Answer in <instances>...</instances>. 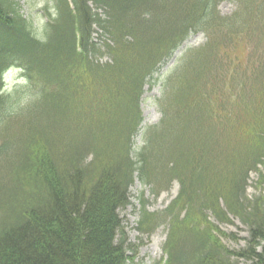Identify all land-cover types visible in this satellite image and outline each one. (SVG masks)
<instances>
[{
    "label": "trees",
    "instance_id": "1",
    "mask_svg": "<svg viewBox=\"0 0 264 264\" xmlns=\"http://www.w3.org/2000/svg\"><path fill=\"white\" fill-rule=\"evenodd\" d=\"M20 1L0 0V264H125L135 179L154 196L179 184L162 211L138 200L139 233L167 224L163 264H264V187L245 192L251 171L264 185V0L229 15L220 0H41L40 35ZM199 30L141 129L146 83ZM229 214L247 225L240 251L209 221Z\"/></svg>",
    "mask_w": 264,
    "mask_h": 264
},
{
    "label": "rangeland",
    "instance_id": "2",
    "mask_svg": "<svg viewBox=\"0 0 264 264\" xmlns=\"http://www.w3.org/2000/svg\"><path fill=\"white\" fill-rule=\"evenodd\" d=\"M21 12L25 16L29 14L30 18H33V22L38 27V34L40 35L39 27L43 26L46 22V18L41 11L42 6L44 5L41 0H21ZM236 0H220L217 4V11L221 15H229L234 11ZM39 5V6H37ZM32 6V10L29 13V8ZM93 39L102 40V36L99 33L93 34ZM206 36L203 31H198L193 34H190L186 40L175 50L172 57L164 61L165 63L160 66V69L155 73L154 79L156 82H152V86L149 83H146L144 92L142 94L141 101L139 103V108L142 113V127H145L149 124H155L158 122L160 117V111L156 106V99L161 97L163 92L162 85L160 82L164 81V77L170 71L169 69L177 65L178 58L188 49L189 47H198L206 41ZM175 55V56H174ZM101 62L107 61V56L101 57ZM172 71V70H171ZM170 71V72H171ZM17 75L16 70L8 71L5 74V89L10 90L12 84L16 81L14 77ZM16 84V83H15ZM140 134V133H139ZM137 135L135 138L136 145H141L140 135ZM257 172H249L247 179V186L245 187V192L250 200L253 196L258 195L262 191L264 185H257ZM179 185L176 181H172L168 189L162 190L160 194L154 196L149 187L142 185L138 180H135L131 187L129 188V199L130 203L124 209L119 210V218L122 220V227L125 233V240L130 246L126 249L125 253L127 260L125 264H161L160 261L163 257L162 246L165 241L166 234L168 232L167 224L158 225L151 234L139 233L136 230L137 218L139 214V197L143 196L145 200L146 209L151 212L162 211L166 205L173 199L175 196ZM230 215V214H229ZM209 219L216 225L219 226V229L225 233L226 236L220 235L217 232L216 236L220 237L221 242L228 248L233 251H240L246 243L247 236V225H245L237 217L230 215L229 223H221L214 220L210 215ZM228 235V236H227ZM234 236V237H231ZM157 242V243H156ZM232 259L238 264L245 262V259H238L232 257Z\"/></svg>",
    "mask_w": 264,
    "mask_h": 264
},
{
    "label": "clouds",
    "instance_id": "3",
    "mask_svg": "<svg viewBox=\"0 0 264 264\" xmlns=\"http://www.w3.org/2000/svg\"><path fill=\"white\" fill-rule=\"evenodd\" d=\"M37 6H39V5H37ZM54 14V13H53Z\"/></svg>",
    "mask_w": 264,
    "mask_h": 264
},
{
    "label": "bare ground",
    "instance_id": "4",
    "mask_svg": "<svg viewBox=\"0 0 264 264\" xmlns=\"http://www.w3.org/2000/svg\"><path fill=\"white\" fill-rule=\"evenodd\" d=\"M157 243V242H156Z\"/></svg>",
    "mask_w": 264,
    "mask_h": 264
}]
</instances>
